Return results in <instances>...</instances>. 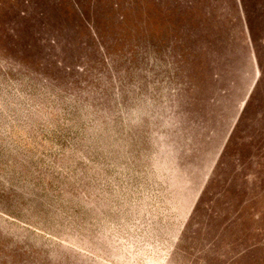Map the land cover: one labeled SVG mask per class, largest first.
Instances as JSON below:
<instances>
[{"label": "rangeland", "instance_id": "1", "mask_svg": "<svg viewBox=\"0 0 264 264\" xmlns=\"http://www.w3.org/2000/svg\"><path fill=\"white\" fill-rule=\"evenodd\" d=\"M237 1L0 0V264H264V0Z\"/></svg>", "mask_w": 264, "mask_h": 264}, {"label": "crops", "instance_id": "2", "mask_svg": "<svg viewBox=\"0 0 264 264\" xmlns=\"http://www.w3.org/2000/svg\"><path fill=\"white\" fill-rule=\"evenodd\" d=\"M234 1H236L237 2V11L239 12L240 10H241V8L239 7V5H238V1L237 0H234ZM221 4H223V3H221V2H219V1H216V7H217V10H220V9H222V7L223 6H221ZM240 15H241V11H240V13H239ZM219 28V27H218ZM220 32V31H219ZM248 34H249V31L248 30H246V28H244L243 29V36H244V40H243V43L245 44V45H247V47H248V49H250V43H249V39H248ZM252 63H254V60L252 61ZM254 66H255V64H254Z\"/></svg>", "mask_w": 264, "mask_h": 264}]
</instances>
